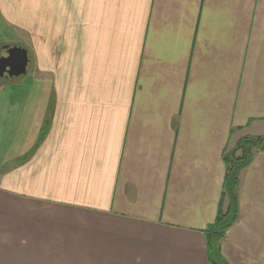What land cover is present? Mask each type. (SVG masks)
<instances>
[{
	"label": "crops",
	"instance_id": "1",
	"mask_svg": "<svg viewBox=\"0 0 264 264\" xmlns=\"http://www.w3.org/2000/svg\"><path fill=\"white\" fill-rule=\"evenodd\" d=\"M0 45L29 59L0 264H213L225 156L264 139V0H0ZM253 152L224 264H264Z\"/></svg>",
	"mask_w": 264,
	"mask_h": 264
},
{
	"label": "trees",
	"instance_id": "2",
	"mask_svg": "<svg viewBox=\"0 0 264 264\" xmlns=\"http://www.w3.org/2000/svg\"><path fill=\"white\" fill-rule=\"evenodd\" d=\"M233 152L225 156L227 165V174L224 182V195L230 198L229 208L225 213L222 211L214 222L215 224L209 229V255L213 264H224L218 259L217 247L218 242L225 236V233L235 224L239 218L237 189L240 182V172L250 165L253 159L254 149L264 150V139L261 137H244ZM241 151V154L236 156V153ZM216 254V260L213 258ZM215 260V261H214Z\"/></svg>",
	"mask_w": 264,
	"mask_h": 264
},
{
	"label": "rangeland",
	"instance_id": "3",
	"mask_svg": "<svg viewBox=\"0 0 264 264\" xmlns=\"http://www.w3.org/2000/svg\"><path fill=\"white\" fill-rule=\"evenodd\" d=\"M3 45H5V43H3ZM0 54H4V51H2V49L0 50ZM18 83H20V78L0 76V166L5 164V162L9 159H12V156H14V151L16 150L17 143L19 144V142L23 140L22 137L24 133H15L13 121L14 87H18ZM20 86L23 87V91H28V89L30 88V85H28V83H23ZM17 149L19 150V147Z\"/></svg>",
	"mask_w": 264,
	"mask_h": 264
},
{
	"label": "water",
	"instance_id": "4",
	"mask_svg": "<svg viewBox=\"0 0 264 264\" xmlns=\"http://www.w3.org/2000/svg\"><path fill=\"white\" fill-rule=\"evenodd\" d=\"M28 52L22 47L13 46L7 49V57L0 59V76L7 73L12 78L26 75L28 69Z\"/></svg>",
	"mask_w": 264,
	"mask_h": 264
},
{
	"label": "flooded vegetation",
	"instance_id": "5",
	"mask_svg": "<svg viewBox=\"0 0 264 264\" xmlns=\"http://www.w3.org/2000/svg\"><path fill=\"white\" fill-rule=\"evenodd\" d=\"M2 57H7V48H6V50L4 51V54L2 55V54H0V59L2 58ZM5 76H9L7 73H5L2 77H5Z\"/></svg>",
	"mask_w": 264,
	"mask_h": 264
}]
</instances>
